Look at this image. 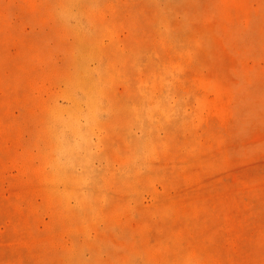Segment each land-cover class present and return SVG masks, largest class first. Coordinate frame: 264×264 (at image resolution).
<instances>
[{
  "label": "rangeland",
  "instance_id": "rangeland-1",
  "mask_svg": "<svg viewBox=\"0 0 264 264\" xmlns=\"http://www.w3.org/2000/svg\"><path fill=\"white\" fill-rule=\"evenodd\" d=\"M0 264H264V0H0Z\"/></svg>",
  "mask_w": 264,
  "mask_h": 264
},
{
  "label": "bare ground",
  "instance_id": "bare-ground-1",
  "mask_svg": "<svg viewBox=\"0 0 264 264\" xmlns=\"http://www.w3.org/2000/svg\"><path fill=\"white\" fill-rule=\"evenodd\" d=\"M82 72H84V71H82ZM79 73H81V72H79Z\"/></svg>",
  "mask_w": 264,
  "mask_h": 264
}]
</instances>
